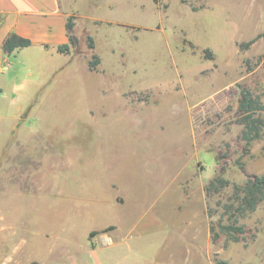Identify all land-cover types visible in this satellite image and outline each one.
I'll list each match as a JSON object with an SVG mask.
<instances>
[{
    "label": "rangeland",
    "instance_id": "obj_1",
    "mask_svg": "<svg viewBox=\"0 0 264 264\" xmlns=\"http://www.w3.org/2000/svg\"><path fill=\"white\" fill-rule=\"evenodd\" d=\"M103 2L69 53L0 64L15 63L0 75V264H264V200L238 217L243 240L211 233L234 184L264 175V124L240 138L243 91L264 102V37L242 46L264 33V0ZM219 174L230 184L207 191Z\"/></svg>",
    "mask_w": 264,
    "mask_h": 264
},
{
    "label": "trees",
    "instance_id": "obj_2",
    "mask_svg": "<svg viewBox=\"0 0 264 264\" xmlns=\"http://www.w3.org/2000/svg\"><path fill=\"white\" fill-rule=\"evenodd\" d=\"M157 2L158 0H154ZM74 16L71 15L67 20L68 39L69 41L58 47L60 53H69L72 45L78 42V38L72 33L75 27ZM264 37V33L259 34L254 39L242 43L243 47H249L257 39ZM89 47L95 48V41L92 35L88 36ZM32 44V40L28 37L20 36L16 33H10L4 43L3 49L8 53H13L16 50L28 47ZM92 60L89 62L91 69H96L97 64L100 63L98 54L93 55ZM240 111L245 114L242 122L245 123L244 128L241 131L240 138L244 139L248 144H251L255 139L261 137V124H264V119L253 117L252 114L257 111H264V102L259 97H254L250 90L245 89L242 93V100L240 102ZM251 111V112H250ZM247 113V114H246ZM258 124H260L258 126ZM225 156H219V160ZM241 163V162H239ZM226 163H223L219 171L222 174L226 169ZM216 176L209 184L207 191L219 192L230 184L227 179L222 175ZM264 200V175H250L244 185L234 184L233 195L228 201L223 203L225 209L224 213L228 216L229 223H219V230H216L214 222L211 223V233L213 241H216L220 234L226 235L227 239L232 241L243 240V234L247 233V229L244 225L238 224V217L246 213H252L257 210L260 203ZM235 214V219L231 216ZM95 231H91L90 238L95 234ZM37 264V263H32Z\"/></svg>",
    "mask_w": 264,
    "mask_h": 264
},
{
    "label": "crops",
    "instance_id": "obj_3",
    "mask_svg": "<svg viewBox=\"0 0 264 264\" xmlns=\"http://www.w3.org/2000/svg\"><path fill=\"white\" fill-rule=\"evenodd\" d=\"M105 0H0V64L8 63L10 54H17L31 46L41 49L58 50L69 41L67 20L73 15L75 26L80 18L99 19L96 14L99 5H110ZM10 33H16L32 40L28 47L8 53L3 43ZM15 63L0 65V75L12 74Z\"/></svg>",
    "mask_w": 264,
    "mask_h": 264
}]
</instances>
